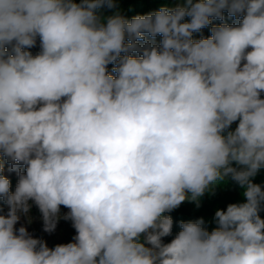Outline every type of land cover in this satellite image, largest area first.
I'll return each mask as SVG.
<instances>
[{
	"label": "clouds",
	"instance_id": "clouds-1",
	"mask_svg": "<svg viewBox=\"0 0 264 264\" xmlns=\"http://www.w3.org/2000/svg\"><path fill=\"white\" fill-rule=\"evenodd\" d=\"M115 6L0 0V264H264L252 182L264 168V0H187L102 23L95 10ZM224 11L238 25L193 39ZM37 37L33 56L23 49ZM4 158L26 167L14 192ZM229 176L247 202L217 210L211 232L181 221L162 243L173 227L162 214ZM30 200L49 233L68 208L74 242L49 248L17 230Z\"/></svg>",
	"mask_w": 264,
	"mask_h": 264
},
{
	"label": "rangeland",
	"instance_id": "rangeland-1",
	"mask_svg": "<svg viewBox=\"0 0 264 264\" xmlns=\"http://www.w3.org/2000/svg\"><path fill=\"white\" fill-rule=\"evenodd\" d=\"M117 1L118 0H114V3L116 5L114 8L109 9L107 7H101L95 10L96 15L100 17L102 23L106 24V20L109 17L108 14L112 10L116 9L117 6L120 5V3H116ZM73 2L79 4L81 3V0H73ZM196 2H198V0H193V3H196ZM124 4L129 6V9H131V12H130L131 15L127 14V12L123 13V11L116 12V14L119 13L124 18L130 21L135 16L147 15V14L159 11L161 7H167L169 9H172L177 6H186L187 0H157L155 2L153 1L152 4L150 0H124ZM223 15H224L223 21H225L224 22L225 24H228L230 26L233 24L238 25L239 21H237L235 17H230L227 11H224ZM242 18L243 17H241V19ZM189 21H190V18L185 17L184 21L182 22H189ZM213 26H216L215 22H212L209 26L203 28L200 32L193 33V39L199 40L201 38H209L211 36V28ZM161 39H162V36L158 34L154 40L156 45H159ZM139 42L140 41H137V43ZM125 43H128V41L126 40ZM32 48L33 49L30 51L32 55L35 53L36 55L39 54V52L41 51L39 37L36 38V44ZM121 55H123V53ZM133 55L139 56L140 54L133 52ZM112 66H115V64H109L107 66L108 74H111L110 70L112 69ZM260 98L264 99V93H261ZM238 123L239 121L234 122L230 126L228 131H234L235 128L238 126ZM223 134L226 135L227 132ZM7 166H11V165L9 164L7 159L4 158V168H6ZM232 166L238 167V165H236L235 162H233ZM5 170L8 173H11L13 171V170H10L9 168H6ZM252 182L260 185L262 191H264V168H261L258 170L255 177L252 178ZM211 187L218 188V190H215V192L218 195H214L213 193V195L209 196L205 192L204 195L199 197L196 201H193L191 199H186L184 202H182V204L178 208L174 210L176 211L182 210V211L192 213V214L194 213L197 214L198 212L202 210H207V211L212 210L216 212L217 209H212V208L201 209L199 208L198 205L201 202H205L206 204L208 200H215V201L222 200L224 204L228 206V204L232 200L236 201L238 199H243V198L246 200V197L244 196L245 188L240 186L238 182L234 181L230 176L224 178L223 180L218 181L216 184L212 185ZM31 203L32 201L30 200L29 201V204H30L29 212L26 215L22 214L20 220L15 225V228L17 230L19 229V227L24 226L27 229L28 233L32 235L33 238L42 239L43 241L46 242L49 248H54L56 245H60V244H67L70 242H74L73 237L77 234L76 230L72 226V222L70 220H65L63 218L64 215L69 212L68 208L64 207L63 205L60 206V213H59V218L56 223V228L53 232L49 233V232L44 231V221H43L42 214H39L36 211L35 206L34 205L32 206ZM261 209L262 210L258 214L261 217V219H264V204H262ZM219 210H222V209H219ZM217 226H218L217 223L209 224V225L207 224L202 225V227H204L208 231L214 230ZM173 235L174 234L171 232V235L162 237V243L164 244L170 243L171 240L175 238ZM140 242L141 243L144 242V234H141ZM146 246L150 247V245H147V244Z\"/></svg>",
	"mask_w": 264,
	"mask_h": 264
},
{
	"label": "trees",
	"instance_id": "trees-1",
	"mask_svg": "<svg viewBox=\"0 0 264 264\" xmlns=\"http://www.w3.org/2000/svg\"><path fill=\"white\" fill-rule=\"evenodd\" d=\"M155 2L157 0H150L151 4L152 2ZM116 3H120L119 6L116 7V9L112 10L108 16H112L114 14H116V12H120V11H123V13H126L131 15V9H129V6H127L126 4H124V0H118ZM212 22H215L216 23V26H220L221 24H225L224 22L225 21H221V20H217V19H213ZM146 36V39H149L151 40L152 38L151 37H148L147 34H145ZM139 44L143 45L144 42L143 41H140ZM154 44H156L154 42ZM33 48H25L23 50L25 51H31ZM133 57H138L137 55H133V53L131 54ZM33 56H36V53L33 54ZM113 67L115 66H112V69ZM112 69L110 70L111 74L110 75H113L114 77L116 76V73L112 71ZM6 168H9L11 169V166H7ZM6 168H4V171L2 173L3 176H5L6 178H8L10 180V191L11 192H14L15 191V187L18 183V180H19V175L18 173L19 172H26V167L24 165H17V169L16 170H13L11 173H8L6 172ZM9 171V170H8ZM215 190H218V188L216 187H210V190L209 191H206V193L211 196L213 195H218ZM247 202L244 198L243 199H238L236 201H231L229 204H239V203H245ZM32 206L34 205L35 208H36V211L39 213V214H42L39 210V208L37 207V205L34 203V201H32ZM228 204V205H229ZM199 208L201 209H204V208H212V209H222V210H225L227 209V206L224 204V202L222 200H208L205 204V202H201L199 204ZM8 212V206L4 203L3 199L0 198V214H6ZM162 215H165V216H170L173 220V227H172V233L174 234L173 236L176 237V235L179 233V231H181V227H180V222L183 221V222H195L197 220H200L202 219L203 220V225L207 224H215L216 223V219H215V212L214 211H207V210H202L200 212H198L197 214H192V213H188V212H185V211H182V210H179V211H176V210H172L171 212H165L163 213ZM218 227V226H217ZM216 227V228H217ZM215 228V229H216ZM213 230H210L209 232H211Z\"/></svg>",
	"mask_w": 264,
	"mask_h": 264
}]
</instances>
